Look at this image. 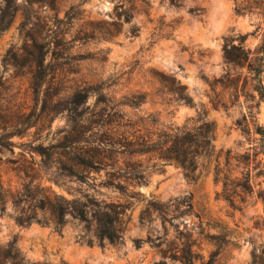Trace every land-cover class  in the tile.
I'll return each instance as SVG.
<instances>
[{"label": "rangeland", "instance_id": "rangeland-1", "mask_svg": "<svg viewBox=\"0 0 264 264\" xmlns=\"http://www.w3.org/2000/svg\"><path fill=\"white\" fill-rule=\"evenodd\" d=\"M19 4L0 32L3 188L32 181L67 200L87 194L129 208L120 240L100 244L92 221L86 226L66 214L58 226L19 224L8 201L0 209V264H10L4 252L10 242L26 262L39 264H264V203L256 197L264 178L251 179L253 193L230 184L246 170L240 157L250 155L251 175L264 161L252 155L264 102L247 67L226 62L222 50L245 35L255 57L264 13H236L233 0H58L56 10ZM78 91L88 96L75 111L67 101ZM140 95L137 108L121 105ZM117 114L180 128L202 118L214 125V154L200 159L193 178L148 154L116 155L120 167L140 163L146 173L145 185L122 194L98 184L104 171L79 183L58 175L54 157L29 151L77 138L86 147L84 140L102 139L104 119Z\"/></svg>", "mask_w": 264, "mask_h": 264}, {"label": "trees", "instance_id": "trees-1", "mask_svg": "<svg viewBox=\"0 0 264 264\" xmlns=\"http://www.w3.org/2000/svg\"><path fill=\"white\" fill-rule=\"evenodd\" d=\"M236 13H252L260 9L264 13V0H233ZM20 2L25 4H42L57 9L58 0H2L0 2V32L9 28L18 12ZM131 5L124 9V21L129 22L132 17ZM245 35L234 44L233 41H226L222 48L223 58L228 63L238 66H246L251 80L255 82L253 89L258 97L264 102V84L262 72L264 70V36L258 48L257 55L251 57V51L244 45ZM43 63V58L39 64ZM87 91L75 92L69 99L68 104L72 110L83 105L87 100ZM186 104H191V99L182 94L179 98ZM144 100V99H143ZM142 95L133 97L121 105H128L137 108L143 102ZM125 115H108L103 122V138L100 140H84L88 145L79 147L82 142L75 139L66 145H57L51 148L34 147L30 152L39 154L43 158L54 157L57 164L58 175L74 179L79 183H88L95 180V176L104 171V179L99 185L115 188L122 194H126L130 186H142L146 184V173L140 163H125L124 168L117 165L116 155L126 156L129 160L134 156L148 154L157 161L173 162L180 166L187 176L193 178L199 161L202 158H209L214 154V125L211 122L198 119V122L186 124L180 127L159 126L153 119H142L133 121L125 119ZM255 133L258 134V149L254 151L253 159L259 154L264 155V127L257 126ZM2 146L3 144L0 143ZM250 155H243L239 163H243L241 179L231 180L230 184L239 187L242 191L253 193L252 178H264V161L260 159L252 168L257 169L254 175L248 168ZM219 157V155L217 156ZM28 174H26L27 176ZM217 178V177H216ZM226 177L224 186L229 183ZM264 181V179H263ZM260 184V183H258ZM256 197L264 203V190L259 189ZM8 201L17 212L15 220L19 224H29L32 221L47 224L50 221L56 226L65 222L66 214L78 218L86 226L92 221L94 232L98 242L101 244L105 239L110 243L120 240L123 232V217L129 208L128 204L106 202L98 200L93 196L83 195L81 198L67 200L56 195L49 187L40 184H24L20 189L12 191L10 188H3L0 182V209L4 210ZM41 213V214H39ZM5 258L10 264H39L30 263L24 260L14 242L7 244ZM65 264V263H63Z\"/></svg>", "mask_w": 264, "mask_h": 264}]
</instances>
